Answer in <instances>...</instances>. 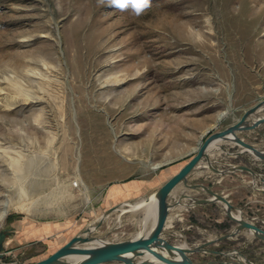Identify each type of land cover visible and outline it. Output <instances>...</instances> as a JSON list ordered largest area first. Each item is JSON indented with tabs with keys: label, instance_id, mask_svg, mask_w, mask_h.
I'll list each match as a JSON object with an SVG mask.
<instances>
[{
	"label": "rangeland",
	"instance_id": "obj_1",
	"mask_svg": "<svg viewBox=\"0 0 264 264\" xmlns=\"http://www.w3.org/2000/svg\"><path fill=\"white\" fill-rule=\"evenodd\" d=\"M43 65L40 86L25 72ZM10 74L32 99L0 85V102L13 103L0 106V229L61 223L65 245L114 206L86 237L127 241L153 225L134 205L264 100V0H151L139 16L99 0H0V81ZM236 136L264 153V129ZM215 196L264 231V159L232 141L208 150L168 196L161 238L191 250V264H264V241L237 232ZM51 242L13 243L9 258L50 256Z\"/></svg>",
	"mask_w": 264,
	"mask_h": 264
},
{
	"label": "water",
	"instance_id": "obj_2",
	"mask_svg": "<svg viewBox=\"0 0 264 264\" xmlns=\"http://www.w3.org/2000/svg\"><path fill=\"white\" fill-rule=\"evenodd\" d=\"M258 112H262L264 114V100L259 101L256 105L250 108L248 111H245L241 118H239L235 123L228 126L226 129L209 134V136L198 146L196 151L194 152V156L182 166L177 173H175L171 178H169L158 190H157V197H158V212H157V221L155 226L153 227L152 231L149 235H141L136 234L132 239L127 241H120V242H97L98 245L93 247H87L86 245H91L95 242V239H88L86 235L94 233L100 227V224L95 227H91L86 229L84 234L85 237L75 236L61 248L56 250L50 256L45 259H42L38 262L32 264H66L64 262H60V260L69 255L74 256H81L84 257L82 260L75 264H105V263H112V262H120L121 264H132L127 258V255H132L135 258H140L145 255H151L154 258L166 262L168 264H176L174 262L168 261L167 259L163 258L160 254L155 252L152 249V245H157L163 249L172 252H178L183 257L186 258V252L191 250L187 249L185 251L181 250V247H175L168 245L162 238L161 234L165 228V223L167 219L168 213V204L167 198L171 194V191L181 182L183 181L197 166L200 162L202 157L206 156V151L213 144L215 141L222 139L226 136H234L237 139V144L243 148V150L250 151L254 154H260V152L255 151L250 146L246 145L242 140L238 139L236 133L244 132V131H262V126H264V116L259 117L257 115ZM255 115V120L251 119L250 117ZM223 116V115H222ZM221 116V117H222ZM209 132V131H208ZM207 132V133H208ZM264 157H262V160ZM237 170H244L250 174H254L248 168H237ZM147 202V199L145 200ZM214 201H218L226 206L228 214L230 216L231 207L229 206V202L224 200V198L215 196ZM117 210L116 208H112L109 211L105 212L103 217H106L111 212ZM238 226L235 229L237 232L241 231L242 229L248 230L254 235L256 238L264 241V231L260 228L249 224L245 221L237 220L232 216ZM146 217L144 215L142 223L143 226L145 225ZM10 235V231L6 229H0V264H10L2 262L5 258V249H4V242L5 239ZM84 246V247H83ZM194 249L193 251H196ZM223 256L231 257L233 253H223ZM179 264H191L189 260L186 258L183 262ZM228 264H248L234 261Z\"/></svg>",
	"mask_w": 264,
	"mask_h": 264
},
{
	"label": "bare ground",
	"instance_id": "obj_3",
	"mask_svg": "<svg viewBox=\"0 0 264 264\" xmlns=\"http://www.w3.org/2000/svg\"><path fill=\"white\" fill-rule=\"evenodd\" d=\"M205 45L203 44V47ZM42 70H38V71H32V70H26V75L30 76L31 78H33L35 80V82L42 86V83L45 82V81H49L50 78H51V73L50 71L45 67V65H43V67L41 68ZM117 81H119V78L116 79ZM0 85H3L4 87H6L10 93H13L15 95H17L18 97H21L22 100H24L25 102L28 101V100H31V95H30V90L28 89L29 86L24 84L22 81L19 80L18 76L17 75H8L6 77H2V80L0 81ZM2 89H1V86H0V93H1ZM2 95V94H1ZM1 100V99H0ZM2 101V100H1ZM14 101V100H13ZM11 101V102H13ZM4 102V101H3ZM3 102H0V106H3V107H10L12 104L10 103H3ZM10 102V100H9ZM3 103V104H2ZM8 109V108H7ZM257 115L259 117H262L264 116V114L262 112H258ZM251 119L255 120V115H252L250 117ZM262 129H264V126L260 127ZM223 141H232L234 142V144H237V139L234 137V136H226V137H223L222 139H219L217 141H215L213 144L210 145V147L207 149L206 153L208 152V150H210L212 147H214L216 144H218L219 142H223ZM66 151V150H65ZM249 152V151H248ZM254 154V153H253ZM254 155H257V156H260L261 159L262 157H264V153H260V154H254ZM14 160V159H13ZM62 160V159H61ZM64 162H65V159H64ZM16 162L13 163V165H11V167L13 166L14 168L16 167L15 166ZM76 167V166H75ZM22 169V167L20 168ZM195 169V168H194ZM75 170V169H74ZM77 173H75V181L73 183H76L78 184L80 190L81 188L84 190V191H87V187L86 185L84 184L83 180L81 179L80 176V173H79V170L76 169ZM27 171V170H26ZM189 176V175H188ZM187 176V177H188ZM187 177L181 181L172 191L171 193L178 187L180 186L182 183H185ZM30 183V182H29ZM21 187V186H20ZM28 187V186H27ZM23 190L22 193H24V189H21ZM31 191V190H30ZM38 191V190H37ZM36 191V192H37ZM87 198V197H86ZM26 200V199H24ZM24 202L22 201L21 204L19 205H15L13 206V210H22V204ZM48 203V202H47ZM139 204H135L134 207L136 206V208ZM141 207H145V210L147 212H149V220L147 221L148 224H150L151 221H153V225L151 226V228L149 229V231L147 232V234H143L144 236L146 235H149V233L152 231L153 227L155 226L156 224V221H157V212H158V197H157V191H155L149 198H147V202L146 201H143L142 204H140ZM133 207V206H132ZM135 208V209H136ZM129 210V209H128ZM5 213H7V211H3L0 215V218L3 217L5 215ZM235 219L237 220H240V214L239 212L235 214H231ZM146 223V221H145ZM99 234V233H98ZM97 242H101L100 239L98 238H95V242L92 243L91 245H86L87 247H93V246H96L98 245ZM109 242V241H107ZM84 247V246H83ZM152 249L157 252L158 254H160L161 256H163V258L167 259L168 261H171V262H174L176 264H179L181 262H183L186 258L183 257L181 254H179L178 252H172V251H168L166 249H163L157 245H152L151 246ZM181 250L185 251L187 250L185 248V246H181L180 248ZM84 257H81V256H74V255H69V256H65L63 257L60 262H64L66 264H75L77 262H79L80 260H82ZM126 258L132 263V264H168L166 262H163L161 260H158L156 258H154L153 256L151 255H145L143 257H140V258H135L133 257L132 255H127ZM238 262H242V263H245V259L243 260V258L241 257H238ZM157 261V262H155Z\"/></svg>",
	"mask_w": 264,
	"mask_h": 264
},
{
	"label": "crops",
	"instance_id": "obj_4",
	"mask_svg": "<svg viewBox=\"0 0 264 264\" xmlns=\"http://www.w3.org/2000/svg\"><path fill=\"white\" fill-rule=\"evenodd\" d=\"M143 201H145V200H143ZM143 201L138 203L139 204L138 206L144 211L146 206L145 207L140 206V204H142ZM119 206H123V205H119ZM112 208H116V207L112 206V207L106 209L105 211H103L102 212L103 214L101 213V217L99 218V224H101L102 220L107 218L112 213L111 212L106 217H103L104 213L107 212V210H110ZM144 215L146 217L145 221L147 223V221L149 220L148 219L149 216L147 214V211H144ZM59 224H61V223H58V224L57 223L56 224H54V223H47L46 224L45 223V227L43 229H39V226L37 225V223H34L32 221H24V222H19V223L10 222L8 225H5L4 229L10 231V235L5 239V242H4V249H5L6 254H5V258L2 262H4V263L9 262L10 264H15V263H12V261L9 258L11 255H13V247H12L13 243H21L24 245H30L34 242L41 241V239H43V238H44V240H46V239L52 240L51 243H47V247L49 249H53L52 252L50 253V255H51L52 253H54L56 250H58L59 248H61L63 246L64 231L66 230V228H65L64 224H62V226H60ZM149 229L150 228H148V230L146 232H144L143 234L144 235L147 234ZM102 234H103V232L101 233V235H100V233L99 234L96 233V238H99V235H100V238H101V236H103L106 239V236L102 235ZM143 234H141V235H143ZM107 241H109V240H107ZM48 256L37 259V260L32 261V262L25 263V264H32V263L38 262L42 259L47 258Z\"/></svg>",
	"mask_w": 264,
	"mask_h": 264
},
{
	"label": "clouds",
	"instance_id": "obj_5",
	"mask_svg": "<svg viewBox=\"0 0 264 264\" xmlns=\"http://www.w3.org/2000/svg\"><path fill=\"white\" fill-rule=\"evenodd\" d=\"M99 3H107L109 6L121 11L127 10L129 5L136 16L146 12L151 7V0H99Z\"/></svg>",
	"mask_w": 264,
	"mask_h": 264
}]
</instances>
